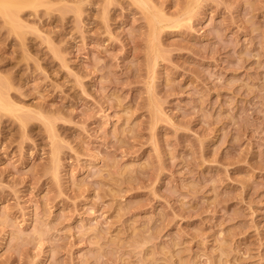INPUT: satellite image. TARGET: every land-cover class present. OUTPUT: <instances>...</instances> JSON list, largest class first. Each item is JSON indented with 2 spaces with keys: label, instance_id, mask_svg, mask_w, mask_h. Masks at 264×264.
I'll return each mask as SVG.
<instances>
[{
  "label": "rangeland",
  "instance_id": "374dc122",
  "mask_svg": "<svg viewBox=\"0 0 264 264\" xmlns=\"http://www.w3.org/2000/svg\"><path fill=\"white\" fill-rule=\"evenodd\" d=\"M0 101V264H264V0H0Z\"/></svg>",
  "mask_w": 264,
  "mask_h": 264
},
{
  "label": "bare ground",
  "instance_id": "6f19581e",
  "mask_svg": "<svg viewBox=\"0 0 264 264\" xmlns=\"http://www.w3.org/2000/svg\"><path fill=\"white\" fill-rule=\"evenodd\" d=\"M145 6H146V5H145ZM4 15H5V13H4ZM0 105H2L1 101H0Z\"/></svg>",
  "mask_w": 264,
  "mask_h": 264
}]
</instances>
